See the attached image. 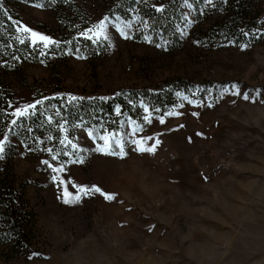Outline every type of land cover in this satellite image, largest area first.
Wrapping results in <instances>:
<instances>
[{"label": "rangeland", "instance_id": "1", "mask_svg": "<svg viewBox=\"0 0 264 264\" xmlns=\"http://www.w3.org/2000/svg\"><path fill=\"white\" fill-rule=\"evenodd\" d=\"M58 1L59 13L35 3L18 6L19 20L61 41L52 51L53 46L45 50L49 52L43 64L27 66L14 83L16 106L47 97L38 106L53 107L47 112L54 119L47 129L55 134L53 140L41 137L43 143L32 151L17 135L11 142L16 152L12 166L27 181V195L37 213L43 256L0 264H264V0H258V28L237 40L210 31L221 0H214V9H202V0L189 2V19L196 22L185 37L178 31L175 36L156 35L132 10L134 21L127 29L131 39L113 26L127 21L109 15L123 12L120 0ZM162 2L136 0L135 7L139 11L143 5L149 12L164 8ZM188 12L184 2L181 27ZM104 16L109 17L107 40L73 39ZM69 40L71 44L64 43ZM242 44L249 46L241 49ZM78 54L86 58L77 59ZM177 79L192 84L181 94L197 103L178 97L172 107L153 111L150 124L144 122L143 110L140 119L117 112L106 124L82 123L71 130L57 111L58 105L69 104L68 96L106 97ZM233 84L240 95L234 94ZM168 111L180 114L165 115L161 124L158 117ZM61 122L68 130L62 137L67 134L78 148L59 143ZM136 125L144 130L133 133ZM89 130L95 139L87 135ZM106 133L122 139L126 156L98 150L104 145L99 137ZM145 136L153 139L144 141V147L160 141L153 152L136 151L131 143ZM11 146L6 145V152ZM40 148L69 155L65 161H52ZM44 160L62 163L64 170L52 173ZM72 184L88 189L96 185L115 199L94 191L78 193ZM65 188L72 194L68 199L77 194L80 199L65 204Z\"/></svg>", "mask_w": 264, "mask_h": 264}, {"label": "trees", "instance_id": "2", "mask_svg": "<svg viewBox=\"0 0 264 264\" xmlns=\"http://www.w3.org/2000/svg\"><path fill=\"white\" fill-rule=\"evenodd\" d=\"M195 1L189 0L192 3H196ZM184 2L185 0H163V12H157L155 9L145 12L144 10L149 9H144L143 5L139 11L136 10V0H120L118 8L123 12L112 11L109 15L133 23L134 19L130 16L133 10L137 12L142 24L154 31L156 35L175 36L178 35L176 27L181 26L183 21ZM21 3H38L52 7L56 13L61 11V4L58 0H3V7L13 19L19 20L18 6ZM127 6L132 9L127 11ZM260 16L261 6L258 0H227V3L221 4L217 18L210 22V31L217 37L242 39L245 37L243 32L251 33L258 28ZM72 25L75 26V23ZM54 48V46L51 47L49 51ZM40 50H43L42 45L34 50L27 44L18 43L12 21L4 15L3 11H0V112L7 109L9 103L13 105V108L16 106L14 83L23 77L27 66L38 64L45 58V56H39ZM14 57L19 59H14ZM191 89L190 82L180 79L169 80L154 89L131 88L119 92V95L116 93L106 96L105 100L93 94H82L79 96L81 99L65 104L63 107L58 105V109L59 114L66 117L67 126L71 130L77 124L82 123L86 126L97 127L113 118L117 113V108L124 116L140 119L143 113L141 102L164 111L175 105L178 99L177 92L188 93ZM57 91L60 92V90ZM63 97L65 98L66 95L64 94ZM37 107L38 114L25 121L24 128L16 130L19 140L30 147L36 146L37 138L41 139L45 135L47 137L51 135L53 138L55 136L53 132H47L54 122V119H51V122L48 121L47 118L53 116L47 112L53 111V107ZM9 124L10 118L0 117V138L3 133H7ZM27 127H31L33 131L28 132ZM58 133V137L61 138L62 133L59 130ZM15 154V146H11L5 153V158L0 160V261L4 262L26 261L30 259L29 257L43 256L39 245L37 213L27 195L29 185L15 172L11 163ZM66 159V156L59 152L58 160L65 161Z\"/></svg>", "mask_w": 264, "mask_h": 264}, {"label": "snow or ice", "instance_id": "3", "mask_svg": "<svg viewBox=\"0 0 264 264\" xmlns=\"http://www.w3.org/2000/svg\"><path fill=\"white\" fill-rule=\"evenodd\" d=\"M185 3L189 9V12L187 14H185V16H184L186 23L183 27H181L179 25L177 26V31L179 32L181 37L187 36L188 35L187 28L191 24H194L196 22L195 19H189L193 5L191 3H189V0H185ZM221 3H227V0H221ZM35 7L40 8V7H42V5L37 3V4H35ZM216 7H217V5L214 2V0H202V9L203 8H213L214 9ZM0 11H3L4 15L7 16V18L10 21H12V26L15 29L16 40L18 43L27 44L28 47H32L34 50L38 49L42 45L43 50L39 51V56L44 57L47 54L45 50H48L50 48V46H55V47L60 46L61 41L55 40L49 35H45L39 31L34 30L33 28L29 27L26 23H24L21 20L13 19V17L8 13V11L6 9H4L3 0H0ZM156 11L157 12H163L164 11L163 5L156 7ZM201 14L203 15V10H201ZM117 20H119V17H117ZM108 21H109V17L104 16L98 22L94 23L91 27L84 28L83 30H80L78 32V36L74 37L73 39L78 41L79 37H83L85 40L92 41L93 43H97L101 38L107 40L108 36L106 35V29L108 27ZM113 26L117 28V31L125 39H131L132 38L131 36L128 35V32H127V29L132 27L131 21L125 22V24L123 26H118L115 24ZM243 35L248 36L249 33L243 32ZM144 39L146 41L150 42V38L148 36H145ZM64 43L71 44L72 41L69 40V41H65ZM196 43H198V42H196ZM229 43H232V41H229ZM248 46H249L248 44H242L240 47H241V49H244ZM156 47H161V45L157 44ZM75 51L77 53H79V49H76ZM85 58L86 57H83L79 54L77 55V59H85ZM14 59H19V58L14 57ZM40 62L42 64L44 63L43 60H41ZM231 87L236 90L234 92L235 95H240L239 88H238L237 84H233V85H231ZM117 95H119V93H117ZM176 95L178 97H181L182 100H188V102L190 104L191 103H197L193 100H190L187 96H182V94L179 92H177ZM46 99H49V98L44 97L42 99H36L34 101H31V102H25L22 105L18 104L14 108H13V105L11 103H9L7 105V109L0 112V117H2L4 119L10 118L9 131L7 133H3L2 138H0V160H3L5 158L6 145L11 146L12 139L14 138L15 135H18V132L16 130H18L20 128H24L26 126L25 121L30 120L32 117H34L38 114L39 110H38L37 106L42 105ZM79 99H81V98H78L75 96H68L67 97L68 103L75 102ZM101 99L105 100L107 98L101 97ZM243 99L248 100L249 95L244 94ZM208 106L211 107L212 105L209 104ZM141 107L143 108V110L145 112V115L143 116V120H144V122H146L148 124H150L152 122L151 117H152L153 111H155V112L160 111V109H150L149 106L145 105L143 102H141ZM178 107H183V104L181 103L180 105H178ZM8 109H11V111H8ZM57 111L59 114L60 110H57ZM117 112L119 114V108H117ZM179 114L180 113L175 112V111H168V112H165L164 115L159 116L158 119H159V122L161 124H163L165 115L171 116V115H179ZM192 114L196 115V113H192ZM47 119L49 122H51L52 118L49 116ZM65 123L66 122L59 123L58 127H59L60 133H67L68 132L67 128L65 127ZM132 123L135 125L136 122L132 121ZM143 130L144 129L142 126L136 125L133 128V133H135L137 131L142 132ZM27 131L32 132L33 129L31 127H27ZM87 135L89 137L95 139L94 134L91 130L88 131ZM197 135L199 136V135H201V133H197ZM99 138H100V140L104 141V145L103 146L98 145L97 146L98 150L105 152V154H108V155L121 156V157L127 155V153L125 152V145L122 142V139L116 133H106L105 135H102ZM47 139L49 141H51V140H53V137L51 135H49L47 137ZM112 139H114V141H115V147L114 148L112 147ZM152 139H153L152 136H145V137H142L141 139H133V140H131V143L134 145H137V148L135 149L136 151L153 152L155 150L156 145L160 143L159 140H156L155 143L153 145H151L150 147H144L143 146L144 141L152 140ZM35 143H36L37 148H39V145L42 144L43 141H41L39 138H37ZM59 143L61 145H64V146L71 145V147L73 149L78 148V145L73 143V141L71 139H69V136L67 134L64 135L59 140ZM25 147L27 148L28 151L33 150L28 145H25ZM117 149H118V151H117ZM39 150L40 151H47L48 153L51 154V160L57 161L59 153H54L52 148H40ZM63 154L65 156L69 155L66 151ZM78 162L82 163L83 161H82V159H80ZM42 163L45 164L48 168H50L52 173H60L64 170V166L62 163H57L54 165L53 163H50L49 160H44V161H42ZM52 181L57 182V176L56 175L52 176ZM58 183L63 184V183H65V181L60 180V181H58ZM72 187L78 188V193H83L85 195H87L90 191H94V192L100 193V195L104 196L105 199H107V200L115 199L114 194L105 193L101 190V188L97 187L96 185H93L91 189L85 188L84 186H77L75 184H72ZM64 196H65V199H64L65 204L74 203L80 199L79 194L74 196L71 200L68 199L67 197L72 196V194L67 191V188H65ZM33 255H38V254H33ZM29 258L31 259V257H29Z\"/></svg>", "mask_w": 264, "mask_h": 264}]
</instances>
